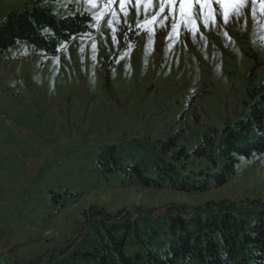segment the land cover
Listing matches in <instances>:
<instances>
[{
	"label": "rangeland",
	"instance_id": "rangeland-1",
	"mask_svg": "<svg viewBox=\"0 0 264 264\" xmlns=\"http://www.w3.org/2000/svg\"><path fill=\"white\" fill-rule=\"evenodd\" d=\"M34 2L0 0V17ZM41 5L60 15L87 7L84 0ZM256 10L253 19L249 0L227 25L217 15L195 39L183 29L168 39L170 25H157L150 40L137 27L143 8L138 18L130 7L115 43L105 18L55 54L23 40L8 48L0 56V264H44L78 237L93 208L159 214L211 200L264 203V154L242 158L233 178L203 193L143 188L97 166L111 144L122 163L171 159V149H161L170 140L191 149L204 129L244 116L251 70L264 88V15ZM184 163L190 174L213 169L207 158Z\"/></svg>",
	"mask_w": 264,
	"mask_h": 264
},
{
	"label": "trees",
	"instance_id": "trees-1",
	"mask_svg": "<svg viewBox=\"0 0 264 264\" xmlns=\"http://www.w3.org/2000/svg\"><path fill=\"white\" fill-rule=\"evenodd\" d=\"M45 1L54 0H35L0 17V56L20 40L55 54L69 37L90 30L85 12L60 15L41 5ZM252 71L246 114L218 131L204 129L191 149L170 140L161 149H171V159L157 155L132 164L120 162L111 144L99 153L97 166L143 188L203 193L223 186L237 174L242 158L264 154V88L252 81ZM190 158H207L213 169L186 173ZM44 264H264V203L211 200L192 209L169 205L159 214L93 208L78 237Z\"/></svg>",
	"mask_w": 264,
	"mask_h": 264
},
{
	"label": "snow or ice",
	"instance_id": "snow-or-ice-1",
	"mask_svg": "<svg viewBox=\"0 0 264 264\" xmlns=\"http://www.w3.org/2000/svg\"><path fill=\"white\" fill-rule=\"evenodd\" d=\"M84 3L87 6L85 15L95 22L94 26L98 30L100 22L107 18V26L115 43V33L122 22L121 17H123V23L128 24L130 7H135L138 18L143 8L144 19L138 23L137 27L144 28L150 40L155 36L157 25L161 28L170 25L171 32L168 39L172 36L178 38L181 29L191 33L195 39L201 25L204 29H209L210 25H216L217 15H220L225 25L232 18L239 19L249 0H84ZM250 3L253 19L256 18L257 4L260 5V13L264 15V0H250ZM157 4L158 7H156ZM225 35H227L226 32ZM66 43L67 41H64L61 47H64ZM92 50L94 53L97 51L95 44Z\"/></svg>",
	"mask_w": 264,
	"mask_h": 264
}]
</instances>
